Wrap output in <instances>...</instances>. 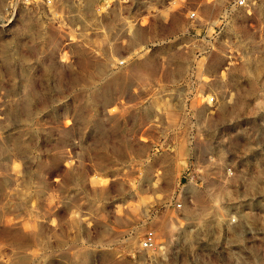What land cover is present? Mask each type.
<instances>
[{
    "label": "rangeland",
    "instance_id": "obj_1",
    "mask_svg": "<svg viewBox=\"0 0 264 264\" xmlns=\"http://www.w3.org/2000/svg\"><path fill=\"white\" fill-rule=\"evenodd\" d=\"M224 1L0 0V264H264V0Z\"/></svg>",
    "mask_w": 264,
    "mask_h": 264
},
{
    "label": "built area",
    "instance_id": "obj_2",
    "mask_svg": "<svg viewBox=\"0 0 264 264\" xmlns=\"http://www.w3.org/2000/svg\"><path fill=\"white\" fill-rule=\"evenodd\" d=\"M53 0H9V7L15 8L18 4L23 5H40L44 7H49ZM263 0H225L226 7L228 9H245L249 10L254 7L256 4L262 2ZM106 0H98L97 8L100 10L101 7H104ZM194 11H190L188 16L190 18L194 17ZM212 100V99H210ZM229 171V169L227 170ZM180 204L176 203L175 207H179ZM156 237L153 230H145L142 234V237L139 241V248L143 250H155L157 248Z\"/></svg>",
    "mask_w": 264,
    "mask_h": 264
}]
</instances>
